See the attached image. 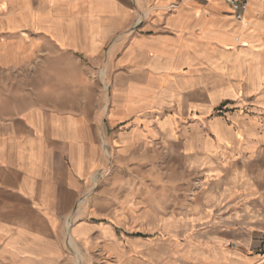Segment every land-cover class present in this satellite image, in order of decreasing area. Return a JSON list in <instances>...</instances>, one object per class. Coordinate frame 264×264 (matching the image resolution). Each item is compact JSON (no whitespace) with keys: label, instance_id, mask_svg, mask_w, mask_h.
Returning a JSON list of instances; mask_svg holds the SVG:
<instances>
[{"label":"crops","instance_id":"crops-1","mask_svg":"<svg viewBox=\"0 0 264 264\" xmlns=\"http://www.w3.org/2000/svg\"><path fill=\"white\" fill-rule=\"evenodd\" d=\"M11 71L0 264H264V0H0Z\"/></svg>","mask_w":264,"mask_h":264},{"label":"rangeland","instance_id":"rangeland-1","mask_svg":"<svg viewBox=\"0 0 264 264\" xmlns=\"http://www.w3.org/2000/svg\"><path fill=\"white\" fill-rule=\"evenodd\" d=\"M100 74H101L100 72L85 73L86 79H89L94 83L101 81ZM47 77H48V75L46 76V80H47ZM48 78L52 79V76H50ZM0 79L1 80H8L10 83H12V86H14V87H17L18 82H20L21 84H19V85L22 87L21 88L22 91L30 92V91H32V89L29 87L30 84L28 82H30V80H33L36 78L33 77V74L31 72L29 73V72L11 71L8 73H4L2 76H0ZM50 89H52V88H50ZM108 150L110 152L109 170L108 171L110 172L109 175H111V171L113 170V164H114V160H115V150H113L111 147H109ZM157 190L158 191L159 190L164 191V188L158 185ZM176 190L179 191V189H176ZM157 202H164V201H157ZM260 234H262V233H260ZM66 242H67V238H66Z\"/></svg>","mask_w":264,"mask_h":264},{"label":"built area","instance_id":"built-area-1","mask_svg":"<svg viewBox=\"0 0 264 264\" xmlns=\"http://www.w3.org/2000/svg\"><path fill=\"white\" fill-rule=\"evenodd\" d=\"M223 1L229 6L231 14L233 15L234 19L237 21H241L248 6L249 0H223ZM100 145L104 155L109 158L110 157V152L108 150L109 144L104 137L100 138ZM67 225H69V223ZM255 239L258 242V247L262 249V251L264 252V233L258 235Z\"/></svg>","mask_w":264,"mask_h":264},{"label":"bare ground","instance_id":"bare-ground-1","mask_svg":"<svg viewBox=\"0 0 264 264\" xmlns=\"http://www.w3.org/2000/svg\"><path fill=\"white\" fill-rule=\"evenodd\" d=\"M69 243H73V242L71 241V238H70V240H69Z\"/></svg>","mask_w":264,"mask_h":264}]
</instances>
